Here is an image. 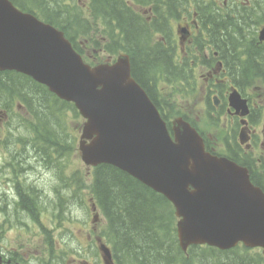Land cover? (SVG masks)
<instances>
[{
    "label": "water",
    "instance_id": "obj_1",
    "mask_svg": "<svg viewBox=\"0 0 264 264\" xmlns=\"http://www.w3.org/2000/svg\"><path fill=\"white\" fill-rule=\"evenodd\" d=\"M4 71L30 76L75 104L86 119L79 146L84 163L114 166L165 196L179 218L183 251L198 245L225 251L240 243L264 251V192L252 183L249 170L207 152L202 137L182 118L173 122L172 136L133 78L127 54L92 67L63 32L0 0ZM229 100L238 113L249 114L236 90ZM247 141L241 134L242 144ZM102 252L106 264H112L110 249L103 245Z\"/></svg>",
    "mask_w": 264,
    "mask_h": 264
},
{
    "label": "trees",
    "instance_id": "obj_2",
    "mask_svg": "<svg viewBox=\"0 0 264 264\" xmlns=\"http://www.w3.org/2000/svg\"><path fill=\"white\" fill-rule=\"evenodd\" d=\"M11 1L23 10L44 17L46 22L64 31L77 52L85 57L89 46L79 44L77 38L85 37L90 25L86 15L78 7H73L76 5L75 0ZM201 2L157 0L153 6L156 18L151 24L137 16L123 0H100L96 5L99 11L94 14L95 20H103L111 36L115 33L114 41L103 47L96 45V50L101 49L111 56L122 52L131 56L133 77L146 90L168 124L170 121L156 99L159 82L190 83L192 71L188 62H176L177 49L168 41L171 38L170 29L161 27L189 5L195 3L199 7ZM212 2L206 3V7L211 8L215 4ZM137 3L144 6L150 1L140 0ZM201 14L212 16L211 21L204 20L202 25L206 36L213 39L215 45H199L200 53L205 48L209 51L213 49L210 52L212 62L216 60L214 51L222 55L232 73L231 80L241 89L253 79L264 82V44L256 40L249 42V45H237L233 39H236V31L241 30L240 22L233 20L231 26L225 22L217 23L213 17L215 11L211 9L207 13L201 10ZM159 33L167 35L166 43L153 42ZM18 104L26 108L35 120L30 128L35 135L32 142L37 149H41V157L47 164L57 163L66 151L74 150L67 141L63 123L68 111L77 113L74 105L59 100L45 86L28 76L11 71L0 72V107L13 112ZM229 158L248 167L252 182L264 190V162ZM16 188V206L25 212V184L17 182ZM81 189L90 190V196L106 219L102 235L112 247L116 264H264L261 251L244 246L230 251L193 246L188 254L184 253L177 237L178 219L173 205L163 195L116 167L100 165L94 168L90 185L78 180L79 199H82ZM1 209L6 211V207ZM20 224L24 226L25 221H20Z\"/></svg>",
    "mask_w": 264,
    "mask_h": 264
},
{
    "label": "rangeland",
    "instance_id": "obj_3",
    "mask_svg": "<svg viewBox=\"0 0 264 264\" xmlns=\"http://www.w3.org/2000/svg\"><path fill=\"white\" fill-rule=\"evenodd\" d=\"M259 4L264 6V0H259ZM178 21L173 23L176 27ZM231 26V24L229 25ZM100 36V35H99ZM178 43V36H173ZM186 48H191L186 44ZM86 55L91 62H106L108 56L102 53L96 52L94 44H89V48L86 51ZM207 69L198 65L196 67L193 81L185 84H166L164 81L159 82L158 99L161 104H169L166 106V113L170 120H173L178 115H187L191 119L198 117V126L207 135L211 136L213 140L222 144V151H224V144L226 138L229 136V131L235 128V123L229 122L225 119L220 120L219 115L215 114V117H209L210 105L207 100L208 95L203 91L207 84ZM257 83L260 85L258 79ZM190 84V86H189ZM186 86V87H184ZM174 87V88H173ZM189 87H194L190 89ZM258 96H262V93H257ZM254 104H257V108L262 113L261 123L257 126L258 130L262 131V125L264 121V98H254ZM173 106V107H172ZM255 107V105H253ZM2 108H0V246L3 250L12 257L11 252H16L25 258V239L28 238V234L25 232L26 228L34 229V221L29 220L25 216V212H22L17 208V182H22L25 187H30V183L35 184L44 190L45 208L53 209L52 200L54 199V192H58L60 200L63 198L64 205L62 209V221L63 225L61 229H71L78 232L81 230H92L90 225L92 220L91 211L87 210L84 205L79 201L71 200L70 195H78L76 184L71 187L72 181L70 178L74 177L75 180L81 179L90 184L88 175L90 169H87L85 164L81 160V155L78 151L79 140L81 136V129L83 120L72 111L67 112V117L64 120L65 130L68 133L67 141L71 142L76 149L71 155L65 158V171L60 175L57 170V164L52 163V166L47 164L46 161L36 152L32 147L31 133L28 130L33 122L30 115L25 111L14 110L10 112L7 117L2 114ZM211 111H214L211 109ZM181 113V114H178ZM19 119H25V127L20 124ZM229 122L228 126L226 125ZM72 138V139H71ZM19 139H25L24 142ZM72 140V141H71ZM35 152V153H34ZM253 156L258 161L264 162V150L259 146L255 147ZM30 157V158H27ZM27 158V159H26ZM26 159V160H25ZM49 165V166H48ZM51 166V167H50ZM260 174V171L258 172ZM64 175V177H62ZM27 183V178L29 179ZM35 188V187H34ZM47 189V190H46ZM56 190V191H55ZM85 200H88L89 194L85 189ZM53 195V196H52ZM72 201L75 206L70 204ZM48 202V203H47ZM63 202V201H62ZM67 202V204L65 203ZM6 207V211H2L1 208ZM74 207V208H73ZM72 209V214L68 209ZM45 215L42 220V224L45 228L52 229L55 226V219H51L53 214L50 210L45 211ZM50 216L51 218H48ZM101 217H103L101 215ZM72 219V220H71ZM20 221H25V225L20 224ZM59 225V223L56 221ZM103 219L99 228H103ZM36 240L31 243L35 246Z\"/></svg>",
    "mask_w": 264,
    "mask_h": 264
},
{
    "label": "flooded vegetation",
    "instance_id": "obj_4",
    "mask_svg": "<svg viewBox=\"0 0 264 264\" xmlns=\"http://www.w3.org/2000/svg\"><path fill=\"white\" fill-rule=\"evenodd\" d=\"M252 1L254 0H224L223 5L221 4V2H219L216 8L218 22L220 24L225 22L227 25H230L233 20H236L240 22L239 28H241V30H238L239 32L236 31L235 36L246 34L245 30L243 29H252L254 27V22L259 19L258 16L264 14V12H262L264 10V7H258V1H255L256 6H251ZM86 2L88 4L87 10L89 12H92L91 5L94 3V0H86ZM244 5H247L248 10H250L249 14H247L246 16L243 15L245 11L242 6ZM246 7L244 6L245 9ZM133 8L141 11L144 16H147V14L152 10V8L146 9L139 6H135ZM260 10H262V13H260ZM223 17L225 18V21ZM211 18L212 16H207L206 14L202 15L200 13V10H195L191 16L188 15L187 17H183V23L185 25L184 27L187 30V36L185 39L186 41H182V44L189 45L198 42H206L210 43V45L214 44L213 39H207L203 37L204 30H202L200 25V20L203 23L204 20L211 21ZM148 19L150 18L148 17ZM230 40L229 42H231ZM249 40H252V38H249ZM96 41H98V39L97 37H95V35H93L88 42L95 43ZM233 41L235 44H237L239 42L246 43L247 40L245 38H236L233 39ZM185 50L186 49L183 50L184 53L180 56L181 59H183V57H186ZM216 57L217 60L215 61V63L207 69V76L209 77V79L206 80L207 84L204 92L205 94H209L207 100H211V97L213 95H216L219 98V103L216 106L214 105V111L208 112V116L215 117V114H218L220 120L225 119L229 122L235 123V128L228 133L229 136L225 140L224 151L221 150V143L213 140L211 136H207L200 129V127L197 128L202 136L204 135L208 137L207 145L209 148H211L212 151L217 152L221 150L223 154L245 160L249 158V152L246 149V146L243 145L240 140L243 127L241 124L242 117L237 115L233 108H230L229 102H225L223 95H221L220 93L218 85H221L225 82L224 77L226 74H228V69L226 68L225 61L223 60L222 55L220 57L216 55ZM226 93L227 91H225V94ZM244 94L249 102L251 112L246 118L248 124L247 129H244L243 137L248 138L251 149L259 146L264 150L263 133L258 130L256 126L257 124L255 125L254 123V117H256V123L262 117L261 112H259L258 110H254L253 105H255L256 108L258 105L254 104V102L252 101L253 97L247 96L246 93ZM193 121L197 124L199 121L198 117L193 118ZM229 122L226 124L227 126ZM30 181L31 180L29 177V179H27V183L29 184ZM54 194L55 196L52 200V205L54 208V213L57 215L61 213V202L63 201L64 203V200L63 198H61L60 200V195L57 191L54 192ZM70 198L71 200L73 199L77 202V197L75 194L74 196L70 195ZM65 203L67 204V202ZM45 204L46 202L44 197V190L40 189L35 184V182L30 183V187H25V216L28 217L30 221H34L35 228L25 229V232L28 234V238L25 239V258H23L22 262H16V260H14L13 257L9 256L3 250V247L0 246V250L4 258V264H105L100 246L102 243L106 244V241L100 235L98 229L99 224H95V222L92 221V230H81L79 231L80 236L78 235V232L71 229H61L60 223L58 225L56 221L54 222V228L47 229L45 228V225L42 224L43 217H46ZM70 204L72 206H75L72 201H70ZM68 211L72 214L71 208H69ZM25 227L28 226L25 225ZM34 240H36L35 246L31 245Z\"/></svg>",
    "mask_w": 264,
    "mask_h": 264
},
{
    "label": "bare ground",
    "instance_id": "obj_5",
    "mask_svg": "<svg viewBox=\"0 0 264 264\" xmlns=\"http://www.w3.org/2000/svg\"><path fill=\"white\" fill-rule=\"evenodd\" d=\"M230 3V2H229ZM180 6V5H179ZM236 9V8H235ZM241 16V15H240ZM50 18V17H49ZM252 22V21H251ZM213 36V35H212ZM114 41V40H113ZM171 75V74H170ZM185 78V77H184ZM174 88V87H173ZM72 139V138H71ZM72 141V140H71ZM50 162V161H49ZM53 167V166H52ZM28 179V178H27ZM47 190V189H46ZM21 196V195H20ZM53 196V195H52ZM60 210V209H59ZM60 212V211H59ZM66 238V237H65ZM63 239V238H62ZM73 240V239H72ZM84 249V248H83ZM9 259V258H8ZM39 264V263H38Z\"/></svg>",
    "mask_w": 264,
    "mask_h": 264
}]
</instances>
